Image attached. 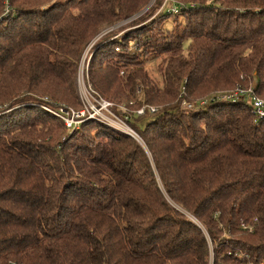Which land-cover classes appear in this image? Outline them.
Returning <instances> with one entry per match:
<instances>
[{"label":"trees","instance_id":"trees-1","mask_svg":"<svg viewBox=\"0 0 264 264\" xmlns=\"http://www.w3.org/2000/svg\"><path fill=\"white\" fill-rule=\"evenodd\" d=\"M150 1L0 0V264H264V118L194 101L249 80L264 98V0H154L98 43L92 89L159 107L124 113L143 144L46 109L81 106L82 51ZM140 50L165 55L161 86Z\"/></svg>","mask_w":264,"mask_h":264},{"label":"rangeland","instance_id":"rangeland-1","mask_svg":"<svg viewBox=\"0 0 264 264\" xmlns=\"http://www.w3.org/2000/svg\"><path fill=\"white\" fill-rule=\"evenodd\" d=\"M57 1H64V0H57ZM153 2H154V0H151L144 8H141L139 10V12L136 15H134L133 17L121 20L118 23H115L113 25L103 26L99 30L98 34L91 41H89V43L84 48L85 51L83 50L85 53H83V51H82V53H83L82 64L83 65L81 66L79 73H81L82 71L83 72L80 75H78V79H76L78 97H79V101H80L81 106L79 108L78 107H76V108L75 107H69V108H72L73 110H81L84 108V106L88 107V108L90 106H93L96 109L95 115L101 116L104 119L98 118V116H90L88 119L84 120L83 122H85L87 120H88V122H89V120H90V122L94 121L96 123H99L101 125L109 127V128H111L117 132L125 133L129 136H132L140 144H143L141 137L123 118L125 116L124 113L130 112L131 110H133L136 113V110H138L139 108H141L145 104H141L139 107H136V106H134L136 101L133 98L128 99V100L125 98H123L121 100H114V99H108L107 100V98L102 97L98 92H96L94 89H92V87L90 85L91 89L94 91V93H91L89 91L88 87L85 86V84H86L85 79H87L88 76L87 75L85 76L84 72H85L86 67L88 69L87 65H89L92 54H93L95 48L97 47L98 43H101L102 40L106 36L111 35V37H113V38H119L120 39L123 32H126L129 29L133 28L130 24L132 19H135L139 16H146L147 15L148 17L146 19L149 20L153 16H156V13L159 11V9L154 11L152 14H149V8L151 7ZM167 2H168V4H167ZM169 2H170L169 0H163V2L161 4V8L165 7V6L169 7L170 6ZM140 24H142V23H140ZM172 24L174 25V22H172ZM180 24H181L180 20H177L176 26H178ZM113 33H115V34H113ZM116 46L113 47L115 51L116 50L121 51V50L125 49V48H122L121 46L120 47L118 45H116ZM132 50L134 51V48H132ZM137 52L140 53V60L142 61V65H143L145 71H147V74L149 75V77L152 79V81L157 86H161L162 85V77H161V74L159 71V67L161 64L163 66V59H164L165 55L159 54L158 56H155L154 54L146 53L145 51L143 52L142 50L137 51ZM83 60H84V62H83ZM117 67H118L119 75H121V76L124 75L123 65L121 63H117ZM87 81H88V79H87ZM250 83L251 82L249 80L247 83H244L243 85L247 86ZM252 83L254 84V82H252ZM240 85H242V84H240ZM141 88H142L141 85H138V84L136 85L135 95L139 94V91H141ZM225 91L216 90V91L210 92V90H209V92L207 94L205 93V94L199 96L198 98H195L194 101L196 100L197 103H199L200 101L205 102L206 100L208 101V98H210L212 96H216V95H218V93L225 92ZM126 93H128V91H126ZM183 93H184V88L181 87L178 96H182ZM213 93H215V94H213ZM42 99L47 100V98H45V97ZM101 100L102 101L105 100V101H108L111 103V105L109 106V111L100 108V105L98 102ZM194 101H181L180 105L184 108H187L185 106V103H191L192 104ZM30 104L33 105L32 103H27V105H30ZM34 104H35V106H38V107H40V105L41 106L44 105L41 102L39 104L38 103H34ZM148 106H150V105H148ZM151 107L154 108V111H156L159 108L158 106H154V105H151ZM46 109L52 110V108H47V107H46ZM144 112L141 113V115L144 114ZM89 113H91L90 109H89ZM87 115H89V114L87 113ZM83 122H81L80 125ZM117 128H119V129H117ZM125 130L128 132H126Z\"/></svg>","mask_w":264,"mask_h":264},{"label":"built area","instance_id":"built-area-1","mask_svg":"<svg viewBox=\"0 0 264 264\" xmlns=\"http://www.w3.org/2000/svg\"><path fill=\"white\" fill-rule=\"evenodd\" d=\"M176 10L177 9L175 7H174V9L172 8L173 12H175ZM84 51H85V49H84ZM84 51H83V53H85ZM83 53L81 54V58L79 59L78 70H77V79H78V75H80L83 72L82 71L81 73H79V70H80L81 66L83 65L82 64ZM83 62H84V60H83ZM84 74H85V76L87 75V67L85 68ZM87 79H88V77H87ZM87 79H85V81H86L85 86L88 87V89L91 93H94V91L91 89L90 84L88 83ZM240 96H244L249 101V103L251 105V111L254 114L255 119L264 118V98H261V97H258L255 95L253 83H250L247 86L237 85L234 89L218 93V95L212 96V97H210V99H211V101L215 100L217 102H223V101H232V100H234ZM98 103L100 105V108L109 111V106L111 105L110 102L105 101V100H103V101L101 100ZM205 103H206V101L205 102L200 101L198 103V106H201ZM185 106L187 108H193V104H191V103H185ZM145 108H148L149 111H154V108H152L151 106L144 105L141 108H139L138 110H136V114L143 113ZM89 109H90L91 113H89ZM49 111L51 113H53L56 117L61 119L63 121L65 127L69 130L78 128L80 126V123L83 122L84 120L88 119L90 116H98V115H95L96 109L93 106H90L89 108L84 106V108L81 110H73L72 108L60 105L57 108H55L54 110H49ZM87 113L89 115H87ZM98 118L104 119L101 116H98ZM126 118H127V116L125 115L123 119L126 120ZM117 129H119V128H117ZM126 132H128V131H126Z\"/></svg>","mask_w":264,"mask_h":264}]
</instances>
